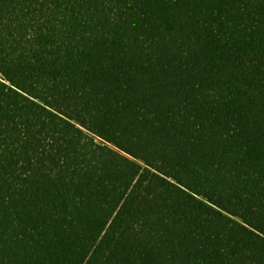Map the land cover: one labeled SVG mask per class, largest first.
<instances>
[{
	"label": "trees",
	"instance_id": "trees-1",
	"mask_svg": "<svg viewBox=\"0 0 264 264\" xmlns=\"http://www.w3.org/2000/svg\"><path fill=\"white\" fill-rule=\"evenodd\" d=\"M0 264H264V0H0Z\"/></svg>",
	"mask_w": 264,
	"mask_h": 264
}]
</instances>
